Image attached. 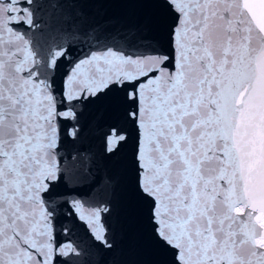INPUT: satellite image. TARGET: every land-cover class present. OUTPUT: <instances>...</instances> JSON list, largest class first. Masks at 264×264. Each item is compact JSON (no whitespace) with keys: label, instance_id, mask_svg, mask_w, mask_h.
Listing matches in <instances>:
<instances>
[{"label":"snow or ice","instance_id":"obj_1","mask_svg":"<svg viewBox=\"0 0 264 264\" xmlns=\"http://www.w3.org/2000/svg\"><path fill=\"white\" fill-rule=\"evenodd\" d=\"M0 264H264V0H0Z\"/></svg>","mask_w":264,"mask_h":264},{"label":"water","instance_id":"obj_2","mask_svg":"<svg viewBox=\"0 0 264 264\" xmlns=\"http://www.w3.org/2000/svg\"><path fill=\"white\" fill-rule=\"evenodd\" d=\"M66 70H67V68H66V67H64V68H62V69H61V71H66Z\"/></svg>","mask_w":264,"mask_h":264}]
</instances>
